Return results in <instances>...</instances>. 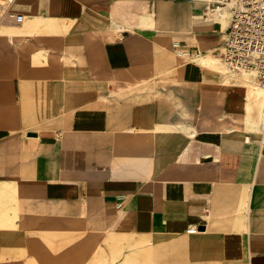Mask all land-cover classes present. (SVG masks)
Here are the masks:
<instances>
[{
  "label": "crops",
  "instance_id": "1",
  "mask_svg": "<svg viewBox=\"0 0 264 264\" xmlns=\"http://www.w3.org/2000/svg\"><path fill=\"white\" fill-rule=\"evenodd\" d=\"M211 1L0 0V264H264V124Z\"/></svg>",
  "mask_w": 264,
  "mask_h": 264
},
{
  "label": "built area",
  "instance_id": "2",
  "mask_svg": "<svg viewBox=\"0 0 264 264\" xmlns=\"http://www.w3.org/2000/svg\"><path fill=\"white\" fill-rule=\"evenodd\" d=\"M210 14L225 11L230 25L221 58L236 72H247L264 85V0H212ZM8 17L21 24L22 14L5 11L0 21Z\"/></svg>",
  "mask_w": 264,
  "mask_h": 264
},
{
  "label": "bare ground",
  "instance_id": "3",
  "mask_svg": "<svg viewBox=\"0 0 264 264\" xmlns=\"http://www.w3.org/2000/svg\"><path fill=\"white\" fill-rule=\"evenodd\" d=\"M225 11H216V16L219 15L221 20L228 23L229 17L226 15ZM202 64H205L209 67L215 68L217 64V55L214 53L213 57L210 59H201ZM225 73L228 78V85L235 86L238 88H244L248 93L249 105H252L253 102L259 101L260 106L264 105V85L260 83L257 79H255L252 75L247 72H236L233 71L228 65L226 67ZM247 73V74H246ZM250 111V109H249ZM260 113L259 115H261ZM249 120V119H247ZM260 121V120H259ZM197 229H192L191 233H196ZM151 252V251H150ZM149 252V253H150ZM132 253V252H131Z\"/></svg>",
  "mask_w": 264,
  "mask_h": 264
},
{
  "label": "rangeland",
  "instance_id": "4",
  "mask_svg": "<svg viewBox=\"0 0 264 264\" xmlns=\"http://www.w3.org/2000/svg\"><path fill=\"white\" fill-rule=\"evenodd\" d=\"M226 15H227V14H226ZM212 17L214 18L213 20H215V21H219V22L223 23V24H224V27L227 28V26H228V24H229V21H230V17H229V15H227V17H229V21H228V23L222 21V20H221V17L219 18V15L216 16V12H213V13H212ZM244 73H245V72H244ZM246 74H247V73H246ZM259 103H260L259 101L254 102V103L251 105V110L253 111V113H254V111H255V113L258 115V118H259V120H260V122H261V125H263V124H264V105H263V106H260ZM252 111H251V113H252ZM260 113H262V114L259 115Z\"/></svg>",
  "mask_w": 264,
  "mask_h": 264
}]
</instances>
